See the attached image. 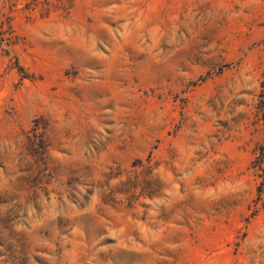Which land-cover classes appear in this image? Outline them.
I'll return each mask as SVG.
<instances>
[{
  "label": "rangeland",
  "instance_id": "obj_1",
  "mask_svg": "<svg viewBox=\"0 0 264 264\" xmlns=\"http://www.w3.org/2000/svg\"><path fill=\"white\" fill-rule=\"evenodd\" d=\"M0 264H264V0H0Z\"/></svg>",
  "mask_w": 264,
  "mask_h": 264
}]
</instances>
